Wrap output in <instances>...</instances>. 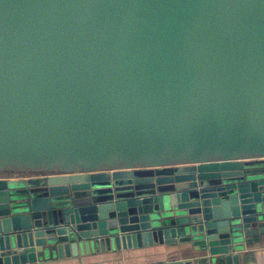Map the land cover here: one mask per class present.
<instances>
[{
	"label": "water",
	"instance_id": "1",
	"mask_svg": "<svg viewBox=\"0 0 264 264\" xmlns=\"http://www.w3.org/2000/svg\"><path fill=\"white\" fill-rule=\"evenodd\" d=\"M256 160L264 0H0V264H240L264 248Z\"/></svg>",
	"mask_w": 264,
	"mask_h": 264
},
{
	"label": "crops",
	"instance_id": "2",
	"mask_svg": "<svg viewBox=\"0 0 264 264\" xmlns=\"http://www.w3.org/2000/svg\"><path fill=\"white\" fill-rule=\"evenodd\" d=\"M245 254V255H244ZM242 254L240 264H264V248L255 246ZM244 255V256H243ZM204 254H193L168 246L148 247L121 253H102L79 260H66L60 264H210Z\"/></svg>",
	"mask_w": 264,
	"mask_h": 264
},
{
	"label": "rangeland",
	"instance_id": "3",
	"mask_svg": "<svg viewBox=\"0 0 264 264\" xmlns=\"http://www.w3.org/2000/svg\"><path fill=\"white\" fill-rule=\"evenodd\" d=\"M255 162L257 165L264 166V160H256Z\"/></svg>",
	"mask_w": 264,
	"mask_h": 264
}]
</instances>
